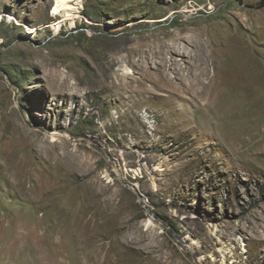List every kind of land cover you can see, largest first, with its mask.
<instances>
[{
    "label": "rangeland",
    "instance_id": "obj_1",
    "mask_svg": "<svg viewBox=\"0 0 264 264\" xmlns=\"http://www.w3.org/2000/svg\"><path fill=\"white\" fill-rule=\"evenodd\" d=\"M0 264H264L261 0H0Z\"/></svg>",
    "mask_w": 264,
    "mask_h": 264
},
{
    "label": "bare ground",
    "instance_id": "obj_2",
    "mask_svg": "<svg viewBox=\"0 0 264 264\" xmlns=\"http://www.w3.org/2000/svg\"><path fill=\"white\" fill-rule=\"evenodd\" d=\"M184 52V51H183ZM185 53V52H184ZM211 54V53H210ZM214 62V61H213ZM209 63H210V59H209ZM212 64V63H211ZM214 65V64H213ZM210 67L211 65L207 64L202 72V75L200 76L199 80L197 81V83L195 84H191V87L197 91V92H201V93H207L208 95V101L211 102L213 97L216 96V93L218 92V88L220 85L217 76L214 75L212 76L210 73ZM224 78V77H223ZM225 78H227L231 84H233V86L239 87L242 86L243 88H245L244 90L247 91L248 94H250V91L247 90V86L250 85L253 80L251 78L250 75H242L240 78L239 77H235V75H230L229 73L225 76ZM197 80V79H196ZM223 81V79L221 80ZM226 81V80H224ZM218 82V83H217ZM223 84V83H222ZM226 84V83H225ZM224 84V85H225ZM227 85V84H226ZM81 158V157H80ZM71 159V158H70ZM78 163V162H76ZM72 165V164H71ZM30 189V188H29ZM101 247V246H100ZM103 247V246H102ZM103 249V248H102ZM101 249V250H102ZM110 249V248H109ZM104 250V249H103ZM99 251V250H98ZM106 252V250H105ZM104 252V253H105ZM110 252V251H109ZM108 255V254H107ZM106 261V260H105ZM108 263V262H107Z\"/></svg>",
    "mask_w": 264,
    "mask_h": 264
},
{
    "label": "trees",
    "instance_id": "obj_3",
    "mask_svg": "<svg viewBox=\"0 0 264 264\" xmlns=\"http://www.w3.org/2000/svg\"><path fill=\"white\" fill-rule=\"evenodd\" d=\"M261 4H262V6H264V0H261Z\"/></svg>",
    "mask_w": 264,
    "mask_h": 264
}]
</instances>
